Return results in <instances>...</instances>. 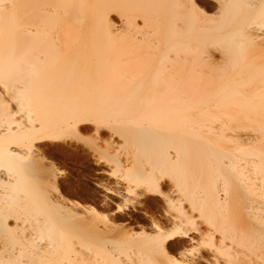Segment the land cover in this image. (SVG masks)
Listing matches in <instances>:
<instances>
[{"label": "bare ground", "instance_id": "bare-ground-1", "mask_svg": "<svg viewBox=\"0 0 264 264\" xmlns=\"http://www.w3.org/2000/svg\"><path fill=\"white\" fill-rule=\"evenodd\" d=\"M0 264H264V0H0Z\"/></svg>", "mask_w": 264, "mask_h": 264}, {"label": "rangeland", "instance_id": "rangeland-1", "mask_svg": "<svg viewBox=\"0 0 264 264\" xmlns=\"http://www.w3.org/2000/svg\"><path fill=\"white\" fill-rule=\"evenodd\" d=\"M85 136H86V139L88 137L90 138L89 134ZM86 139L74 138V139L62 140L60 142L59 141L52 142L50 158L53 162H55V166L59 169V172L61 175L60 179L64 181L66 180L67 182L72 181L74 185L76 184L75 186H70L68 188L67 190L68 198L79 201L80 203H86L87 205L92 204L93 206H95V205H98V202H97L96 196L92 194V189H91L92 182H93L92 178L95 175L94 166L88 165V159L86 155L83 154L85 152L84 148H87L88 139L87 140ZM60 145L63 147H61ZM54 147L58 149H55ZM82 151L84 152L82 153ZM73 152H74V155L72 154ZM82 157H85V158H82ZM79 185H82V186L84 185L83 187L86 189H83V190L77 189V186Z\"/></svg>", "mask_w": 264, "mask_h": 264}]
</instances>
